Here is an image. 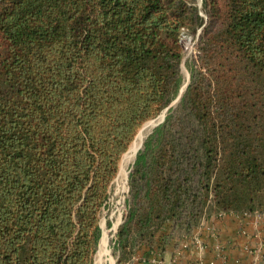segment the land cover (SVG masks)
Segmentation results:
<instances>
[{
    "label": "trees",
    "instance_id": "obj_1",
    "mask_svg": "<svg viewBox=\"0 0 264 264\" xmlns=\"http://www.w3.org/2000/svg\"><path fill=\"white\" fill-rule=\"evenodd\" d=\"M168 108L119 264L161 254L168 227L264 214V0H0V264H94L121 159Z\"/></svg>",
    "mask_w": 264,
    "mask_h": 264
},
{
    "label": "crops",
    "instance_id": "obj_2",
    "mask_svg": "<svg viewBox=\"0 0 264 264\" xmlns=\"http://www.w3.org/2000/svg\"><path fill=\"white\" fill-rule=\"evenodd\" d=\"M206 220L210 227L206 233L207 237L205 232L199 233L201 228L197 233H191L206 245L200 256L193 243L189 250L178 255L182 236L175 235L170 238L169 233H164L163 238L159 240L162 242L166 237L165 241L160 243L161 264H171L176 260L177 264H189L200 259L204 264H264V214H213L206 217L204 222ZM103 239L104 236L100 241V249ZM153 256V252L138 249L130 264H154Z\"/></svg>",
    "mask_w": 264,
    "mask_h": 264
},
{
    "label": "rangeland",
    "instance_id": "obj_3",
    "mask_svg": "<svg viewBox=\"0 0 264 264\" xmlns=\"http://www.w3.org/2000/svg\"><path fill=\"white\" fill-rule=\"evenodd\" d=\"M196 2H197V5L199 6V8L201 9L202 0H196ZM199 33H198V35H199ZM198 35L194 39L192 36L186 34V32L183 33V43H184V49H185V52H186V58H185L184 63L182 65V71H183V75H184V79L185 80H184L183 87L181 89L182 92H180V93H184L185 92L186 87L188 86V83H189L190 73H189L188 69L186 68L185 61H186V59L191 58V57H193V55L196 54V44L198 42ZM183 89H184V92H183ZM179 101H178V98H177L174 101V103L169 108L175 107ZM169 108H168V110H169ZM168 110L167 109L164 110L155 119H152V120L144 123V125L139 130L138 133H140V131L145 132L144 133V141L142 143L141 148L138 150L137 154L135 155L134 159L130 163L125 165V167H126L125 170H126V173H127L126 174L127 175L126 178L122 177V171H121L122 160L124 158V155L130 151L131 146L133 145V143H134V141H135V139H136L138 134L136 135L134 141L132 142V144L128 148L127 152L123 155V157L121 159L120 170H119L118 176L116 177V179L114 180V182L112 184L111 193H110V198H109L108 204L102 210V214H101V222H100L101 229H102L101 238L104 236L107 239L106 240V249L109 251V255L102 259L101 264H112V261L114 262V264H119L118 260L120 259V257H119L118 243H117V241H118L117 240V234L119 232L120 227L126 221V218H127V215H128V210H129L128 198H129V191H130L129 176H130V173L133 170V166H134V164L136 162L138 153L143 149L145 140L153 133L155 128H157L160 124H162L164 122L163 118H164V116L166 118ZM159 118H162V119L159 120ZM152 121H157V124L154 127H152L151 129H149V130L145 129V125L147 123H149V122H152ZM205 219L206 218H203L201 220L200 224L198 226L194 227L190 233H197L199 231V228H201L199 233H204L205 232V236L207 237L208 234H206V233H208V228H210V227H208L209 224H207V220L204 222ZM171 229H172V227H168V229H166V231L169 230V233H170V231L173 233V235L171 234V236L179 235V234H177L178 232L174 233L173 229L172 230ZM166 231L163 230L160 233H162V232L165 233ZM210 233H212V232H210ZM160 237L161 236H159V238ZM179 237H180V235H179ZM185 237H188V236L181 237V239L179 241V246L183 242L182 241L183 239H186V240L189 239V238H185ZM158 239H157V246L160 245V243H161V241H159ZM187 242L191 245L190 241H187ZM205 246L206 245H204V241L200 240V244L199 245H194L193 247H194L195 251H197V253L200 256V253H202V250L205 249L204 248ZM99 249H100V246H99ZM97 259H98V252L96 254L95 263L94 264H97ZM154 259H156L155 256H153V260Z\"/></svg>",
    "mask_w": 264,
    "mask_h": 264
},
{
    "label": "bare ground",
    "instance_id": "obj_4",
    "mask_svg": "<svg viewBox=\"0 0 264 264\" xmlns=\"http://www.w3.org/2000/svg\"><path fill=\"white\" fill-rule=\"evenodd\" d=\"M160 119H162V118H159V120ZM156 124H157V121L149 122V123H147L145 125V129L149 130L152 127H154ZM144 133L145 132H142V131H140V133H138L133 145L131 146L130 151L125 154V156H124V158L122 160L121 171H122V177L123 178L127 177V175H126L127 173H126V170H125V168H126L125 165L130 163L134 159V157L137 154L138 150L141 148L142 143L144 141ZM106 240H107L106 238L103 239V242H102V245H101V249L99 251V255H98V259H97V264H101L102 259L109 255V251L106 249ZM112 264H114L113 261H112Z\"/></svg>",
    "mask_w": 264,
    "mask_h": 264
},
{
    "label": "built area",
    "instance_id": "obj_5",
    "mask_svg": "<svg viewBox=\"0 0 264 264\" xmlns=\"http://www.w3.org/2000/svg\"><path fill=\"white\" fill-rule=\"evenodd\" d=\"M185 238H189V239H183L182 243L180 244V254L178 255H181V253H184L185 251L189 250L190 248V244L187 242V241H190V243H193L194 245H199L200 244V239L197 237V236H194L192 234L188 235V237H185ZM154 256L156 257V259L153 260V263L154 264H161V258L159 256L158 253H154ZM172 264H177V260L174 261V263ZM189 264H204L203 261H200V260H196V262H193V263H189Z\"/></svg>",
    "mask_w": 264,
    "mask_h": 264
},
{
    "label": "water",
    "instance_id": "obj_6",
    "mask_svg": "<svg viewBox=\"0 0 264 264\" xmlns=\"http://www.w3.org/2000/svg\"><path fill=\"white\" fill-rule=\"evenodd\" d=\"M181 92H182V91H181ZM183 92H184V89H183ZM182 94H183V93H180V95H179V97H178V101L181 99ZM167 110H168V109H167ZM164 119H165V116H164V118H163V121H164Z\"/></svg>",
    "mask_w": 264,
    "mask_h": 264
}]
</instances>
